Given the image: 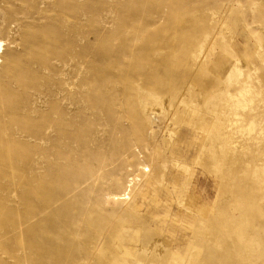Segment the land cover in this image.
Here are the masks:
<instances>
[{
	"label": "rangeland",
	"instance_id": "obj_1",
	"mask_svg": "<svg viewBox=\"0 0 264 264\" xmlns=\"http://www.w3.org/2000/svg\"><path fill=\"white\" fill-rule=\"evenodd\" d=\"M0 42V264H264V0H0ZM237 194L261 246L226 260Z\"/></svg>",
	"mask_w": 264,
	"mask_h": 264
},
{
	"label": "bare ground",
	"instance_id": "obj_2",
	"mask_svg": "<svg viewBox=\"0 0 264 264\" xmlns=\"http://www.w3.org/2000/svg\"><path fill=\"white\" fill-rule=\"evenodd\" d=\"M153 2V1H152ZM168 2V1H167ZM178 2V1H177ZM153 4V3H151ZM156 4V3H155ZM154 4V6H155ZM160 4V3H159ZM182 4V3H181ZM151 7V6H150ZM178 7V6H177ZM159 8V7H158ZM170 16L172 17H179V13L178 11L175 10V7L171 5V10H170ZM236 18V17H235ZM179 19V18H178ZM152 40V42H154L155 40L154 39H150ZM157 41V40H156ZM263 48V47H262ZM5 53V49H4V45H3V42H0V59L2 58V56L4 55ZM44 55V54H43ZM11 58V61L12 63L14 64V67L11 69V70H8L5 66H3L1 64V61H0V72H2V78L5 79V80H8V78L10 79L12 76L15 77L14 75H16L17 73V65L19 64V61H18V58L15 54H12L10 56ZM37 58V57H36ZM141 58V57H140ZM35 59V58H34ZM144 60V59H142ZM138 62V61H137ZM263 63V62H262ZM140 64L142 66V62H141V59H140V62L139 63H136V66H135V69H139L138 67H140ZM240 65V63H238ZM242 64V62H241ZM20 65V64H19ZM239 65H238V68H239ZM243 65V64H242ZM17 67V68H16ZM241 67V66H240ZM142 70V69H140ZM239 70V69H238ZM16 72V73H14ZM250 75V74H249ZM248 75V76H249ZM252 75V74H251ZM248 79H246V89H243L240 91L239 94H234L235 96H232L231 98L235 97L236 99L240 96L241 97H244L245 93H246V97H247V94H248V80L250 79V77H248ZM12 77V78H13ZM155 77V76H154ZM153 77L152 78H149V86L150 84H153L155 85L154 88H163L162 86L166 85L164 82H162L161 80L159 79H155ZM255 77V76H254ZM256 78V77H255ZM15 79V78H13ZM28 79L22 76H16V81L17 83H19L20 85H25L27 83ZM173 81V80H172ZM171 81V82H172ZM148 83V82H147ZM231 83V82H229ZM171 84V83H170ZM173 84L175 85V81L173 82ZM152 85V87H153ZM172 85V84H171ZM170 85V86H171ZM254 85V83H253ZM176 86V85H175ZM228 88V87H227ZM235 88V87H234ZM252 89V88H251ZM232 90V89H231ZM251 91V90H250ZM250 93V92H249ZM257 93V92H256ZM233 95V94H232ZM254 95V94H253ZM230 97V96H229ZM249 97V96H248ZM233 98V99H235ZM240 98H238L236 101H235V104L234 106H237V107H245L243 101L240 100ZM251 98V97H250ZM229 99V98H228ZM10 101H11V97L9 95V93L7 91H1L0 92V103L3 105V107H5L4 109L5 110H11L10 109ZM251 101L252 103L254 102V100H249ZM264 101V100H263ZM262 101L263 105H264V102ZM229 102V100H228ZM230 103V102H229ZM224 105V104H223ZM227 105V104H226ZM263 105H260V102H258L255 106H251L246 98V123L248 124V126H250V129L253 130L254 129V126H255V123L257 121H259V128L258 130H255L256 131V135L253 134L254 136L253 137H249L250 136V133H249V136L247 141H246V157H248L249 160H251L252 162L254 163H258V162H262L264 163V110H263ZM236 108V107H234ZM233 110V108H232ZM235 112V110H234ZM236 113V112H235ZM226 115V114H225ZM236 115V114H235ZM242 115V114H240ZM247 127V126H246ZM220 131V130H219ZM244 131V130H243ZM247 131V130H246ZM250 132V131H249ZM222 133V132H221ZM254 133V132H252ZM225 135V134H224ZM226 137V136H225ZM232 138V137H231ZM0 139H1V136H0ZM233 139V138H232ZM228 141V139H226ZM232 143V142H231ZM0 148H3V143L0 141ZM253 165V164H252ZM146 168V166H145ZM149 168V167H148ZM145 170V169H144ZM147 172L150 171L149 169L146 170ZM231 174V173H230ZM133 181V180H131ZM130 182V181H129ZM50 183H48L49 185ZM160 185V184H159ZM45 187L46 184H45ZM128 187H131V183ZM44 188V186H43ZM47 189V188H46ZM46 191H44L45 193ZM44 193L43 191H41V189H36V190H31L30 194L33 195L34 197V200L36 199H42V201L44 202V197L46 198L47 196H44ZM127 193L124 194L121 199H125V197H127ZM238 195V194H237ZM240 196V195H238ZM48 199V198H47ZM127 199H129V196L127 197ZM41 201V200H39ZM238 204H240V217H237L239 218V220H231V221H228L226 223H224V225H219L218 229L216 230V233L219 235V239L221 240L220 243H221V250L223 249L224 251V258L226 260H228V255L229 253H231L232 251V248H235V251H239L241 248L243 247H247V246H252V247H255L259 245V247L261 246V238L260 239H257V238H254L256 237L255 235L253 237L250 236L249 233H251L253 231L254 228V223H255V214L257 212V207H256V204H255V201L254 199H252L251 197H249V194H247V196H240L238 198ZM30 200H28V205L30 204ZM37 203V204H36ZM36 203H33L35 204L33 207L35 209H38L36 208L39 204L38 202L36 201ZM42 203V202H41ZM44 203H47V200L46 202ZM32 207V208H33ZM33 208V209H34ZM34 209V210H35ZM36 211V210H35ZM238 216V215H237ZM263 228L260 230H258L259 232L262 231ZM213 232V231H212ZM215 232V230H214ZM256 232V231H255ZM254 232V234H255ZM262 233H264V231H262ZM261 233V234H262ZM259 234V233H258ZM253 235V234H252ZM259 238V237H258ZM263 244V242H262ZM241 245V246H240ZM240 246V247H239ZM263 246V245H262ZM251 248V247H250ZM262 248V247H261Z\"/></svg>",
	"mask_w": 264,
	"mask_h": 264
}]
</instances>
